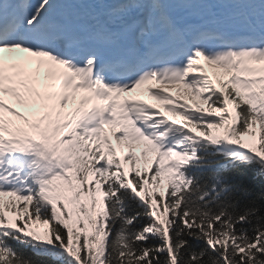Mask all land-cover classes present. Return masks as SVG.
I'll return each instance as SVG.
<instances>
[{
    "label": "snow or ice",
    "instance_id": "obj_1",
    "mask_svg": "<svg viewBox=\"0 0 264 264\" xmlns=\"http://www.w3.org/2000/svg\"><path fill=\"white\" fill-rule=\"evenodd\" d=\"M0 264H264V0H0Z\"/></svg>",
    "mask_w": 264,
    "mask_h": 264
},
{
    "label": "rangeland",
    "instance_id": "obj_2",
    "mask_svg": "<svg viewBox=\"0 0 264 264\" xmlns=\"http://www.w3.org/2000/svg\"><path fill=\"white\" fill-rule=\"evenodd\" d=\"M156 103H159V102H156Z\"/></svg>",
    "mask_w": 264,
    "mask_h": 264
}]
</instances>
